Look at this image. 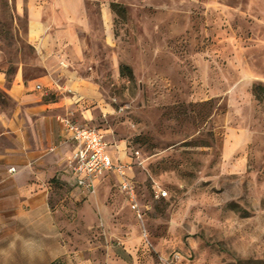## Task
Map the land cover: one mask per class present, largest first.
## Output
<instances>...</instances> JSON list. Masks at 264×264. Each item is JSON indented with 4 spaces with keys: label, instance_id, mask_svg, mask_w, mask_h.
<instances>
[{
    "label": "rangeland",
    "instance_id": "rangeland-1",
    "mask_svg": "<svg viewBox=\"0 0 264 264\" xmlns=\"http://www.w3.org/2000/svg\"><path fill=\"white\" fill-rule=\"evenodd\" d=\"M15 1L0 0L8 81L18 63L32 75L38 52ZM82 2L84 24L53 48L67 54L57 83L72 89L46 99L124 149L134 201L113 176L91 194L69 187L72 256L264 264V0Z\"/></svg>",
    "mask_w": 264,
    "mask_h": 264
},
{
    "label": "crops",
    "instance_id": "crops-1",
    "mask_svg": "<svg viewBox=\"0 0 264 264\" xmlns=\"http://www.w3.org/2000/svg\"><path fill=\"white\" fill-rule=\"evenodd\" d=\"M82 5V0L15 1V14L26 15L27 40L38 50L33 52L32 73L40 75H30L28 65L18 63L8 81L0 52V93L8 103H0V264H93L72 256L64 240L67 223L61 218L70 209L68 190L79 189L67 164L74 147L58 121L61 102L46 99L49 93H61L58 87L72 89L57 83V74L63 75L67 67V54L53 48L57 41H66L65 28L84 24ZM68 100L78 106L83 97L73 92ZM101 133L112 163L126 164L121 159L124 149H113ZM110 176L119 185L118 176L107 172L95 189Z\"/></svg>",
    "mask_w": 264,
    "mask_h": 264
},
{
    "label": "built area",
    "instance_id": "built-area-1",
    "mask_svg": "<svg viewBox=\"0 0 264 264\" xmlns=\"http://www.w3.org/2000/svg\"><path fill=\"white\" fill-rule=\"evenodd\" d=\"M58 121L74 147L67 164L76 186L83 192L91 194L95 191V183L101 176L107 172H114L119 178L121 192L133 202L134 191L126 178V164L112 163L106 151L108 145L104 135L95 128L77 126L66 117L59 118ZM9 172L13 173L14 169H10Z\"/></svg>",
    "mask_w": 264,
    "mask_h": 264
},
{
    "label": "trees",
    "instance_id": "trees-1",
    "mask_svg": "<svg viewBox=\"0 0 264 264\" xmlns=\"http://www.w3.org/2000/svg\"><path fill=\"white\" fill-rule=\"evenodd\" d=\"M2 97L1 93H0V98Z\"/></svg>",
    "mask_w": 264,
    "mask_h": 264
}]
</instances>
